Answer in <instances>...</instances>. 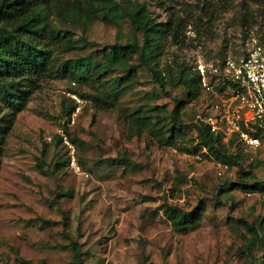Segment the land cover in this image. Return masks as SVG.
I'll list each match as a JSON object with an SVG mask.
<instances>
[{
	"label": "rangeland",
	"instance_id": "rangeland-1",
	"mask_svg": "<svg viewBox=\"0 0 264 264\" xmlns=\"http://www.w3.org/2000/svg\"><path fill=\"white\" fill-rule=\"evenodd\" d=\"M140 1L157 19H166L154 0ZM206 1L214 8L209 22L207 8L200 9L203 0L172 2L185 25L179 43L166 42L157 67L173 74L181 63L194 69L198 59L236 55L264 35V3ZM56 3L65 9L62 0ZM48 15L52 24L78 33L83 29L86 39L79 40L81 48L67 51L44 44L57 58V69L67 58L76 57L82 65L102 61L99 53L86 57L94 43L126 42L133 36L124 18L106 22L95 12L77 23L55 10ZM121 73L117 69L108 76ZM97 87V80L46 77L17 113L0 164V264H23L20 258L74 264L71 241L78 243L83 264H262L264 248L260 243L248 248L244 221L264 227V194L252 187L264 188V132L256 149L240 146V163L215 159L204 155L189 123L203 105L202 92L187 100L182 85L162 90L143 66L136 67L109 108L91 98ZM174 96L185 99L181 117L187 124L174 127V144H168L143 120L156 122L151 108L169 111ZM65 139L74 146L79 171L70 165ZM65 189L72 195L55 196ZM201 198L205 210L191 226H173L164 213L167 204L187 211Z\"/></svg>",
	"mask_w": 264,
	"mask_h": 264
},
{
	"label": "trees",
	"instance_id": "trees-1",
	"mask_svg": "<svg viewBox=\"0 0 264 264\" xmlns=\"http://www.w3.org/2000/svg\"><path fill=\"white\" fill-rule=\"evenodd\" d=\"M56 1L0 0V164L6 137L17 113L25 107L34 90L46 77L60 74L77 82L90 83L97 80L98 87L89 94L101 108L114 105L127 83L132 81L137 66H143L150 80L162 90H165L167 85H182V95H185L187 100L196 99L201 93L195 68L191 69L189 65L181 63L178 71L173 74L170 69H162L156 65L168 40L171 43H179V34L185 25L184 17L175 13L172 5L174 0H154L157 6L167 12L164 20L157 19L148 5L140 0H62L64 10L59 9ZM258 1L264 3V0ZM204 8H207L205 22H209L214 8L211 7L210 1L203 0L200 9ZM54 10L62 17H71L77 23L81 19L87 22L95 12H99L101 19L106 22L124 18L133 26V36L126 42L94 43L97 47L86 57L99 53L102 61H90L89 64L82 65L76 57L67 58L62 62L61 68L57 69L55 67L57 58L50 55L44 44H53L60 50L67 51L81 48L83 44L79 43V40L86 39L81 32L83 29L78 33L74 29L50 23L48 14ZM260 42L264 44V35L260 37ZM117 69L122 73L112 78L108 76ZM184 103L183 97L174 96V104L169 111H166L164 106H153L151 111L154 112L157 121L153 123L149 119L143 120L144 125L155 130V135L165 143L174 144V127L187 124L181 117ZM70 111L67 110L66 114L70 115ZM162 111L165 113L163 117L160 115ZM168 121L170 126H167ZM189 123L200 145L206 148L204 155L215 159L229 157L233 163L241 162L244 153L239 143L234 140L225 142L220 133L212 132L197 115ZM111 160L116 161L117 158ZM238 172L249 174L250 171L239 168ZM252 187L264 194V188L258 185ZM71 195V189L57 190L55 193L56 197ZM205 207V201L201 198L187 211L178 205L167 204L164 213L173 226L185 228L202 218ZM244 225L250 233L248 248L257 243L264 248V237L260 233L262 232L264 236L262 222L259 228L245 221ZM70 244L74 250V264H83L78 243L71 241ZM19 260L23 264H33L30 259ZM260 263H264V252ZM38 264H46V261L41 259Z\"/></svg>",
	"mask_w": 264,
	"mask_h": 264
},
{
	"label": "built area",
	"instance_id": "built-area-1",
	"mask_svg": "<svg viewBox=\"0 0 264 264\" xmlns=\"http://www.w3.org/2000/svg\"><path fill=\"white\" fill-rule=\"evenodd\" d=\"M194 68L204 95L197 117L225 142L234 140L245 151L256 149L264 132V44L254 41L240 53L215 61L198 59ZM64 141L70 165L79 171L74 146Z\"/></svg>",
	"mask_w": 264,
	"mask_h": 264
}]
</instances>
